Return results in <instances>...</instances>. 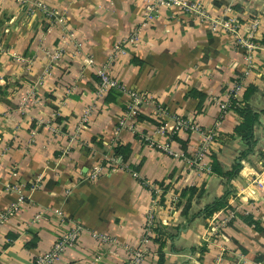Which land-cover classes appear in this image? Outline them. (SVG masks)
Masks as SVG:
<instances>
[{"label":"crops","instance_id":"crops-1","mask_svg":"<svg viewBox=\"0 0 264 264\" xmlns=\"http://www.w3.org/2000/svg\"><path fill=\"white\" fill-rule=\"evenodd\" d=\"M198 1L212 17L229 8L236 32L214 33L208 23L163 7L140 30L138 43L124 45L109 69L128 86L150 93L170 115L187 116L202 128L219 122L210 151L229 166L245 149L234 132L241 117L233 109L221 116L214 99L226 101L228 87L245 72V84L264 88V0ZM36 2L66 25L37 7L36 15H28L14 0H0V86L5 90L0 96V212L23 196L20 210L0 231V264H30L73 221L86 229L55 264H122L126 247L139 241L150 205L142 181L176 194L197 187L201 195L192 201L190 214L225 187L211 173L208 158L204 167L184 160L200 135L180 136L187 141L185 152L173 140L183 157H172L156 145L167 139L154 134L160 121L151 107L131 119L134 130L116 132L127 111L126 97L116 90L95 95L98 69L114 43L138 25L144 0L26 4ZM239 39L252 43L250 51ZM255 133L257 151L242 160L226 206L187 223L172 240L169 232L186 224L176 210L172 224L156 234L145 264H264L256 260L264 255V116ZM96 164L105 169L91 179ZM246 216L259 227L246 224ZM90 231L115 242L102 244ZM172 245L184 250L173 252Z\"/></svg>","mask_w":264,"mask_h":264},{"label":"built area","instance_id":"built-area-1","mask_svg":"<svg viewBox=\"0 0 264 264\" xmlns=\"http://www.w3.org/2000/svg\"><path fill=\"white\" fill-rule=\"evenodd\" d=\"M28 1L29 0H19L22 4H26ZM34 6L41 9L44 15L53 17L55 23H63L66 25L65 20L62 17L56 16L55 12L45 7L43 3L36 2ZM163 7L189 15L200 23H208L211 31L214 33L221 31L236 32V27L234 26L235 18L229 14V8L224 10V12L217 17H212L209 15L208 10L198 0H144L143 11L138 25L134 26L125 38L114 43L108 60L98 69V83L95 95L96 97H104L111 90H116L126 97L127 111L118 120L116 132L124 127L134 130L135 124L131 119L134 120L141 113L143 107H151L158 118V121H160L159 125H157L154 130V134L165 136L167 139L165 143H156V145L159 149L172 157H183V153L174 146L172 140L173 135L188 136L192 133L200 135V140L195 146L193 154L184 157V160L189 166L202 165L204 167L206 165L204 164L207 158L206 154L218 135L217 126L219 125V122H216L213 127L202 128L198 123L187 116L177 114L170 115L168 110L160 102L156 101L150 93L128 86L124 81L112 75L109 69L114 59L120 53L124 52V45H135L138 43L140 30L152 23V21L158 17L160 10ZM238 43L243 44L247 51H250L252 47V43L247 39H239ZM86 61L89 63L93 62L92 58H88ZM247 75L248 72H245L244 76ZM244 76L237 78V80L228 87V98L226 101L214 99V102L220 110L221 116L228 110L233 109L231 103L232 98L235 99V104H239L242 100L243 91L248 85L245 84L246 77ZM87 114L88 113L86 112V115ZM151 139V137H147V140ZM112 160L116 163L114 159ZM104 169V166L101 164L94 165L90 172V178H98ZM207 169H209V167ZM133 175L135 176L136 174L133 173ZM142 184L149 192L150 205L142 223L139 241L135 246L126 247L128 252L127 258L122 264L146 263L152 254V244L157 234L156 228L158 225L169 226L172 224L173 214L176 213V204L180 199L179 194L170 191V189H167L164 194L165 187L161 184L151 181H142ZM162 197L165 199L163 204L161 203ZM22 202L23 196H19L0 212V231L6 222L18 213ZM160 211H164L162 217H160ZM245 213H248V211L245 210ZM233 214V211L229 213L230 216H233ZM85 229L86 228L82 223L73 221L70 224L69 229L61 233L54 240L52 247L48 251L36 255L31 260L30 264H55L62 257L68 247L78 242ZM90 234L102 244L115 242L104 233L90 231Z\"/></svg>","mask_w":264,"mask_h":264},{"label":"trees","instance_id":"trees-1","mask_svg":"<svg viewBox=\"0 0 264 264\" xmlns=\"http://www.w3.org/2000/svg\"><path fill=\"white\" fill-rule=\"evenodd\" d=\"M4 93L5 90L0 86V96ZM253 102H256L260 107L254 106ZM231 103L233 110H235L241 117V122L235 126L234 132L245 145V149L238 152V156L235 157L232 164L229 166L220 162L212 151H208L206 156L209 159L210 171L222 178L225 190L220 196H217L211 202L204 204L197 212L190 214L189 210L192 206V201L194 199L197 200L200 197L201 192L198 191V188L195 186H189L183 189L179 193L180 199L176 204V210L186 218V224L173 228L171 232L168 231L169 237L172 240L175 239L179 232L187 226V223L192 222L197 217L211 216L214 212L226 206L227 199L234 193L232 180L238 175L242 168V160H247L248 156L255 154L257 151L256 145L258 143V137L256 136L255 130L258 125H260L262 116H264V88L260 89L253 84H248L243 91L242 100L239 104H235V99L233 98L231 99ZM139 116L140 115L137 117ZM189 136L190 135L187 136L188 139ZM172 140L178 143L182 151H186L187 141H183L178 135H173ZM116 153L119 154L117 150ZM117 154L116 157H118L119 160L123 161V159H125L124 155L120 157ZM164 187L165 194L168 187ZM161 199V203L163 204L165 200L163 197ZM244 222L248 225H253L255 228L259 227V222L250 216L244 217ZM164 227L165 226L163 225H158L156 232L160 234L163 233ZM171 250L173 252H178L183 251L184 249L172 245ZM256 260H264V255H259L256 257Z\"/></svg>","mask_w":264,"mask_h":264},{"label":"rangeland","instance_id":"rangeland-1","mask_svg":"<svg viewBox=\"0 0 264 264\" xmlns=\"http://www.w3.org/2000/svg\"><path fill=\"white\" fill-rule=\"evenodd\" d=\"M22 9L24 8L25 10H23V12L25 14H28V15H36L37 13L35 12V8L36 6L32 7V5H27V4H22L21 2H19V0H14ZM29 1H34V0H29ZM28 8V9H26ZM204 219L207 218V217H203Z\"/></svg>","mask_w":264,"mask_h":264}]
</instances>
